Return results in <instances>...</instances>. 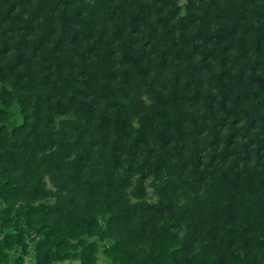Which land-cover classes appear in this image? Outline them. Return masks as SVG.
<instances>
[{
    "label": "trees",
    "instance_id": "1",
    "mask_svg": "<svg viewBox=\"0 0 264 264\" xmlns=\"http://www.w3.org/2000/svg\"><path fill=\"white\" fill-rule=\"evenodd\" d=\"M29 258L264 264V0H0V264Z\"/></svg>",
    "mask_w": 264,
    "mask_h": 264
},
{
    "label": "rangeland",
    "instance_id": "2",
    "mask_svg": "<svg viewBox=\"0 0 264 264\" xmlns=\"http://www.w3.org/2000/svg\"><path fill=\"white\" fill-rule=\"evenodd\" d=\"M107 259V258H106ZM27 264H31L32 263V259L31 258H29V259H27ZM105 264H109V261H108V259H107V262L105 263Z\"/></svg>",
    "mask_w": 264,
    "mask_h": 264
}]
</instances>
